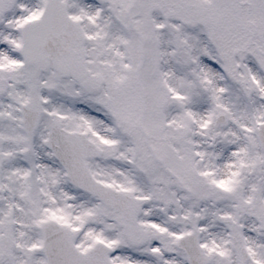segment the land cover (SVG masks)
I'll use <instances>...</instances> for the list:
<instances>
[{"label":"snow or ice","instance_id":"1","mask_svg":"<svg viewBox=\"0 0 264 264\" xmlns=\"http://www.w3.org/2000/svg\"><path fill=\"white\" fill-rule=\"evenodd\" d=\"M0 264H264V0H0Z\"/></svg>","mask_w":264,"mask_h":264}]
</instances>
